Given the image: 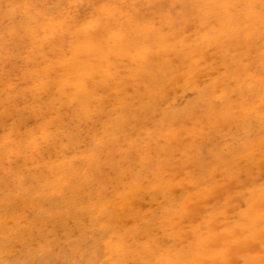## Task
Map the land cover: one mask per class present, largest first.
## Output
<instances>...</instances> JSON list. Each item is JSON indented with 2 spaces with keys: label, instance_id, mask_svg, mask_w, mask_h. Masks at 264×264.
Returning <instances> with one entry per match:
<instances>
[{
  "label": "rangeland",
  "instance_id": "374dc122",
  "mask_svg": "<svg viewBox=\"0 0 264 264\" xmlns=\"http://www.w3.org/2000/svg\"><path fill=\"white\" fill-rule=\"evenodd\" d=\"M77 2L0 0V264H264V0L139 1L85 78Z\"/></svg>",
  "mask_w": 264,
  "mask_h": 264
},
{
  "label": "bare ground",
  "instance_id": "6f19581e",
  "mask_svg": "<svg viewBox=\"0 0 264 264\" xmlns=\"http://www.w3.org/2000/svg\"><path fill=\"white\" fill-rule=\"evenodd\" d=\"M139 1L140 3H142L144 0H98L96 2L97 3L96 7L94 8L90 7L88 11L81 14L78 12V10L86 2V0H78L76 4L75 13L70 17V20L73 22V24L71 23L67 27L73 29L75 35L76 34L77 35L79 34L88 35L89 34V37H88L89 43L86 46L84 45V48L82 47L81 51H79L78 53L76 52V54L73 53L67 61L63 62L64 66L69 67L68 69L72 67V70L74 72H81L82 73L81 77L85 78L93 74V71L95 70V68L100 67V64H101L100 58L94 56V52L97 50H102L106 46L107 43L111 44L112 51L117 56L128 55L127 53H125V50L133 45L134 43L133 40L137 36V33H138L137 31L139 27L142 26L143 24L141 22L143 19V14L141 12L142 10L140 9L141 4L139 5ZM148 1L153 2L154 0H148ZM253 4L249 8L250 10H248V17L251 19H254V17H256V10ZM67 20H68V16L65 17L64 22ZM62 23H63V20H59L58 16L51 18L47 22L48 29L49 28L52 29V31H49V33L53 35L54 34L53 29L58 28ZM80 26H85V27L80 28ZM112 32L114 33L116 32L117 36H113ZM143 42H144V39H143ZM169 50L171 49L168 47L166 50L163 51V53L165 51L168 52ZM60 66L63 67L62 65ZM60 66L59 68L61 69ZM63 75L64 74H62V76ZM138 75L139 73L135 72L133 74L134 79ZM72 78L74 79V77ZM80 88L84 91L85 85H83ZM81 169L82 168H79V172ZM64 204L67 205V202ZM260 228H262V224L257 223L256 230ZM220 237L221 236L217 237L216 239L217 242L221 240ZM261 238H262L261 234L256 236V240L260 241Z\"/></svg>",
  "mask_w": 264,
  "mask_h": 264
}]
</instances>
